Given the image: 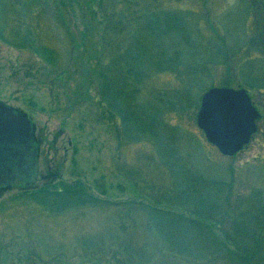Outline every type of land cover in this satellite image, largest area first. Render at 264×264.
<instances>
[{
	"label": "rangeland",
	"instance_id": "374dc122",
	"mask_svg": "<svg viewBox=\"0 0 264 264\" xmlns=\"http://www.w3.org/2000/svg\"><path fill=\"white\" fill-rule=\"evenodd\" d=\"M259 2L0 0V99L31 117L38 146L31 182L0 188V264H243L227 238L264 256ZM122 70L129 101L100 94ZM222 86L245 87L262 113L233 156L197 123ZM76 188L87 200L30 197Z\"/></svg>",
	"mask_w": 264,
	"mask_h": 264
},
{
	"label": "water",
	"instance_id": "95a60500",
	"mask_svg": "<svg viewBox=\"0 0 264 264\" xmlns=\"http://www.w3.org/2000/svg\"><path fill=\"white\" fill-rule=\"evenodd\" d=\"M261 113L245 88L213 87L201 100L197 121L207 140L233 156L258 131ZM35 127L22 111L0 101V186L29 184L36 169Z\"/></svg>",
	"mask_w": 264,
	"mask_h": 264
},
{
	"label": "trees",
	"instance_id": "16d2710c",
	"mask_svg": "<svg viewBox=\"0 0 264 264\" xmlns=\"http://www.w3.org/2000/svg\"><path fill=\"white\" fill-rule=\"evenodd\" d=\"M259 1V0H257ZM257 4V3H256ZM256 15H257V19L259 20V22H261L257 27V29L259 30V34L257 36V39L259 38V36H261V44L264 45V0H260V2L258 3V6H257V9H256ZM137 15V13H136ZM262 17V19H261ZM133 18V21L132 23L135 22V18L134 16H132ZM141 18V17H140ZM104 20L106 22V25H111L113 24L111 22V17L110 16H106L104 17ZM261 20V21H260ZM137 21V20H136ZM163 22L164 21H160V19L158 20L157 18L153 17L152 21L150 22V27L155 29V30H158L160 33L162 31L161 29V26L163 25ZM258 22V23H259ZM116 25V23L114 24ZM114 27V26H113ZM147 29V27L145 28ZM5 34L0 30V39L1 40H5V42H7L8 40L6 39V37L4 36ZM138 42V41H137ZM42 54L47 58V60L50 61L51 64H54L55 63V60H54V54H53V51L49 48H43L42 49ZM169 67L173 66L172 64H169L168 65ZM173 68V67H171ZM170 68V69H171ZM125 71L122 70V72H120V75H119V78L118 80H116V84H115V87H113V83H110V81L108 79H106L104 76H102L106 82H108L109 85H105V81L104 79L101 78L100 80V85L99 87L101 88V90L99 91L100 94H104V92L108 89H113L115 93H118L119 96L122 98V99H126L127 101H129V97L127 95V97L125 96V90L123 89L121 83L123 82V79L125 76H124V73ZM125 80V79H124ZM111 85V86H110ZM130 105V103H129ZM131 108H129L128 111H126V113H128L127 115L125 114L126 118H125V124L128 125V126H132L133 125V121H136V119H138V121H141L140 117L139 116V113L137 111H135V109H133V107L130 105ZM69 192V193H68ZM68 193V194H67ZM42 195L40 201L42 203H46V202H49V201H58V200H63L65 202H68V203H77L78 200H87V197L85 195H83V192L81 191V188H76L75 190H72V191H57V190H54V191H35L32 193L33 197H35L36 195ZM95 200V198L93 199ZM76 201V202H75ZM188 223H193L195 224L194 221H186ZM228 239V238H227ZM226 240H223V242H225V248L228 249V247L230 248V252L233 253V257L232 258H235V260L237 261L238 259L243 261V264H264V256H260V257H257V256H251L249 255L248 253L245 252V250H243V255H236L235 253L237 252L238 249H234V248H231L230 245L228 244V242L234 244V241H232L231 239H228L229 241ZM211 242V241H210ZM221 244V243H220ZM237 248V247H235ZM239 252V251H238ZM241 254V252H239ZM240 257H243V259H241Z\"/></svg>",
	"mask_w": 264,
	"mask_h": 264
},
{
	"label": "flooded vegetation",
	"instance_id": "af4514ba",
	"mask_svg": "<svg viewBox=\"0 0 264 264\" xmlns=\"http://www.w3.org/2000/svg\"><path fill=\"white\" fill-rule=\"evenodd\" d=\"M1 187V186H0Z\"/></svg>",
	"mask_w": 264,
	"mask_h": 264
}]
</instances>
